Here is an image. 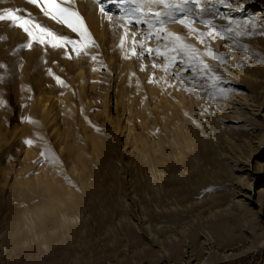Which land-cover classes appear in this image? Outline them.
<instances>
[{
    "label": "bare ground",
    "instance_id": "6f19581e",
    "mask_svg": "<svg viewBox=\"0 0 264 264\" xmlns=\"http://www.w3.org/2000/svg\"><path fill=\"white\" fill-rule=\"evenodd\" d=\"M237 2L227 6L225 0L216 1L222 9L220 22L255 35L252 50L225 64L211 65L210 51L196 61L190 72L196 70L200 79L196 87L205 91L200 95L209 94L198 110L185 91L187 73L181 74L185 87L174 97L157 95L153 88L156 104L141 110L146 140L144 152L135 154L139 170L130 173L128 192L140 220L130 217L131 204L121 196H111L105 188L97 191L96 177L84 191L50 173L35 179L28 159L40 145L23 148L18 157L22 164L9 186L0 188V264H216L264 245V5ZM105 5L114 13L121 7L117 1L104 0ZM86 18L89 23L98 20L91 13ZM248 23L255 28H242ZM223 42L209 41L208 47L220 50ZM202 45L197 34L196 52ZM90 141L112 189L117 166H105L111 141L102 131H94ZM76 147L74 159L82 164V146ZM220 154L238 174L216 171ZM85 191L103 204L100 244L88 254L84 242L79 243L86 226Z\"/></svg>",
    "mask_w": 264,
    "mask_h": 264
},
{
    "label": "rangeland",
    "instance_id": "374dc122",
    "mask_svg": "<svg viewBox=\"0 0 264 264\" xmlns=\"http://www.w3.org/2000/svg\"><path fill=\"white\" fill-rule=\"evenodd\" d=\"M116 1L121 5L116 9L117 14L122 13L119 17L114 15L111 5L106 7L107 11H102L103 5L96 0L64 2V6H70L77 13L81 12L77 3L81 5L84 13L81 12L79 17L90 33L91 42H86L82 41L80 32H74L66 23L45 16L44 0H40L39 5L30 0H0V11L13 8L18 10V15L39 23L58 36L78 42L53 47L30 37L10 21H0V188L9 186L13 173L22 164L18 157L25 150L23 148L27 150L40 145L34 158L28 159L29 172L35 179L50 173L68 180L69 186L84 191V186L92 184V178L96 177L94 186L97 191L111 190V196H121L128 206L131 204L128 210L130 217L140 220L138 207L128 195L129 177L135 168L139 170L135 154L141 150L144 152L147 131L141 110L153 108L156 104V96L151 89L154 88L157 95L169 93L174 97L177 89L181 91L180 88L185 87L182 75L187 73L190 81L186 83L185 91L188 90L186 94L193 104L198 103L194 105L198 110L201 100L204 101L202 97L209 94L203 95L205 91L200 86L201 89L196 87L200 82L196 70L194 74L190 72L196 61L206 59L208 51L216 54L209 62L211 65L218 61L230 63L234 57H244L252 50L255 35L220 22L222 9L216 1L223 0H194L183 12L174 9L175 20L165 16L163 24L157 23L152 27L137 23L135 15L129 14L135 7L134 0ZM169 2L175 6L182 4L183 0ZM225 2L227 6L238 3L237 0ZM258 2L264 5V0ZM148 6L153 12L167 11L163 5ZM145 10H149L147 6ZM90 13L98 20L89 23L86 17ZM242 28L255 27L248 23ZM169 29L190 46L186 51H172L179 49L180 41L176 42L174 36H169ZM148 33H152L151 38ZM197 34H203L201 39L204 41L199 52L195 50ZM220 38L224 41L222 49L208 47L209 41L215 42ZM85 43L87 46L82 47ZM157 50L165 55H159ZM184 64L188 66L185 68ZM200 91L203 94L200 95ZM94 131L106 133L111 141L105 166L107 169L117 166V183L112 185V189L111 178L104 175L103 166L100 167L91 146L90 136ZM77 144L82 146V164L74 159ZM216 168L224 174L231 171L221 154L216 160ZM231 173L238 174L235 171ZM262 176L261 183L264 182V174ZM85 193L86 226L81 232V241L78 237L74 241L84 242V251L88 254L91 246L100 244L99 214L103 204ZM59 257L57 252L56 258ZM22 264L35 262L23 261ZM216 264H264V245Z\"/></svg>",
    "mask_w": 264,
    "mask_h": 264
},
{
    "label": "snow or ice",
    "instance_id": "6c2138e0",
    "mask_svg": "<svg viewBox=\"0 0 264 264\" xmlns=\"http://www.w3.org/2000/svg\"><path fill=\"white\" fill-rule=\"evenodd\" d=\"M31 3L39 5L40 0H30ZM97 3L104 5V0H96ZM109 2H116V0H109ZM127 2V0H125ZM194 0H183L182 4H178L173 6L169 0H134L135 7L131 10L130 15H135V19L137 23H145L148 24L149 27L154 26L155 24H163L165 21L163 17L167 16L170 20H175L176 17L174 15V9H179L180 11H185L190 4H192ZM45 10L44 15L50 16L53 20H57L61 23H66L74 32H80L82 41L91 42L90 41V33H88L87 28L83 25L82 19L79 17V14L75 12L70 6H64V0H44ZM148 5H163L167 11L163 12H152L150 9L148 11H144L145 6ZM102 11H107L106 5L101 9ZM18 10H14L13 8H4L0 11V21H10L14 25H18L23 29L30 37H34L40 43H50L53 47H62L66 43H73L74 45L78 42L70 41L67 37L58 36L56 33L52 32L46 27H42L39 23L34 22L31 19H26L21 15H18ZM143 17V19H141ZM184 23L183 20L180 21ZM175 37L176 41H180L179 49L174 48L172 51L178 50H187L188 45L184 44L176 34L170 33ZM203 35V34H201ZM219 35V33H218ZM152 33H148V37L151 38ZM86 43L82 45V47H86ZM149 52L152 49H148ZM157 53L161 56H164V53ZM209 55H213L215 57V53L209 52ZM204 69H208L209 66L207 64L203 65ZM59 79V77H57ZM31 143V141H28Z\"/></svg>",
    "mask_w": 264,
    "mask_h": 264
}]
</instances>
